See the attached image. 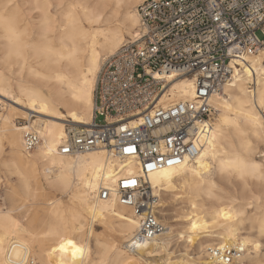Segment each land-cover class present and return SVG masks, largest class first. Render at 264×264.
<instances>
[{"label":"bare ground","instance_id":"obj_1","mask_svg":"<svg viewBox=\"0 0 264 264\" xmlns=\"http://www.w3.org/2000/svg\"><path fill=\"white\" fill-rule=\"evenodd\" d=\"M139 3L0 0V93H7L0 95V105L4 101L14 105L0 108V169L9 183L5 191L9 207L0 210V264H26L29 258L37 264H94L89 259L92 239L99 250L95 264H141L143 257H155L168 248L172 222L161 220L167 227L165 235L141 246L136 254L125 250L137 229V217L131 209L101 201L94 193L100 185L114 181L122 164L107 158L102 150L76 157L61 156L56 150L66 125L90 124L100 64L134 37ZM247 62L252 70L247 65L234 69L231 84L212 98L217 114L207 133L199 137L201 155L147 178L156 195L179 189L192 197L185 216L186 240L191 245L195 242L199 264H219L207 251L236 244L247 253L240 263L264 264V160L254 159L260 153L257 145L264 144V78L257 58ZM166 94L169 103L190 101L193 80H174ZM17 120L27 125L17 126ZM27 130L37 133L40 143L24 154L22 134ZM5 148L9 154L1 159ZM197 159L208 165L207 170ZM231 179L237 181L239 195ZM251 180L260 184L259 194L252 191ZM18 192L30 204L23 221L15 205ZM55 192L68 197L71 206L63 208L55 198L45 200ZM196 198H202L199 205ZM250 207L254 209L249 228L253 235L241 237L238 217ZM65 219L75 223L69 261L52 254L67 235ZM94 225L102 230L97 233ZM200 235L205 238H197Z\"/></svg>","mask_w":264,"mask_h":264},{"label":"built area","instance_id":"obj_2","mask_svg":"<svg viewBox=\"0 0 264 264\" xmlns=\"http://www.w3.org/2000/svg\"><path fill=\"white\" fill-rule=\"evenodd\" d=\"M136 11L134 37L100 64L90 124L67 126L56 148L71 157L102 150L122 164L114 181L94 193L137 217L125 243L129 254L167 231L148 176L198 154L199 137L216 114L212 98L231 84L234 69L252 70L247 60L257 58L264 78V0H140ZM181 78L193 80V98L169 103L164 96ZM39 143L37 133L23 132L24 154ZM3 190L0 178V205ZM207 253L219 264H239L245 248L221 245ZM26 264L37 263L29 258Z\"/></svg>","mask_w":264,"mask_h":264},{"label":"rangeland","instance_id":"obj_3","mask_svg":"<svg viewBox=\"0 0 264 264\" xmlns=\"http://www.w3.org/2000/svg\"><path fill=\"white\" fill-rule=\"evenodd\" d=\"M259 38H262L259 33H256ZM249 87V85H248ZM251 88V87H250ZM4 105H0V108L8 109L10 106H14L12 102L10 101H4ZM2 111L0 110V113ZM61 112H64L61 109ZM217 114V113H216ZM216 116V115H215ZM214 116V119H215ZM214 119L212 120V123L214 122ZM34 120V119H33ZM26 122L23 120H17L16 125L17 126H22L25 125ZM27 125V124H26ZM67 126H73V125H66L65 129ZM258 151L260 153L254 157L255 161L259 163H263L264 157L261 154L264 152V144H258ZM9 154V150L5 148L3 150V155L1 156V159H5L6 156ZM0 178L3 180L4 183V190L2 193V202L0 205V210L4 208H8L9 205L7 204L6 206V200H5V191L9 187V183L7 182V175L3 170L0 169ZM13 182L15 181V177L11 179ZM231 182L235 185L234 188L236 193H240L237 185V181L231 179ZM250 187H252V191H254L256 194H259L262 190L260 184H257L256 180H251L249 182ZM231 188V187H230ZM228 188V189H230ZM18 192V195L16 197L15 205L18 206V209L20 210V215H18L21 218V221L24 220V215L25 212L28 210L29 203H26V200L23 198V194H20ZM160 199V205L161 208L159 209V218L163 221L166 222H172L170 223L171 227V241L165 250L157 253L155 257H143V262L141 264H164L165 260H168L169 264H199V261L197 260L198 254L196 251V245L195 242L191 245L188 243L186 240V228H187V221L185 219V216L188 215L190 211V200L191 196L182 194L181 191L178 190H173V191H168V192H160L157 194ZM177 195V196H176ZM179 196V197H178ZM49 198H55V201H59L63 208H69L71 206L70 200L68 197H62L58 192L53 193L50 196L45 197V200ZM202 201V198H196L195 203L196 205H199ZM240 200L238 199L236 203H238ZM207 206V205H206ZM253 208V206H251ZM247 208L246 212L238 217V219L242 220V229L240 230V236L241 237H246L247 235H253V231L251 232L249 230L250 225H251V216L253 214L254 209L252 208ZM66 214V212H64ZM63 214V215H64ZM207 224L210 226V222L207 219ZM75 227V223L71 221L70 219H65V229L67 232L66 237L64 238V242L62 245L56 247L53 251L52 254L55 255L57 258H59L62 261H69V238L71 236L72 229ZM94 230L99 233L102 229L100 226L94 225ZM210 232L216 234L218 232L217 229H212L209 230ZM197 238L204 239L205 236L200 235ZM263 247H262V253L264 252V240L262 241ZM228 244V243H227ZM89 259H92L94 261V264L97 262L98 256H99V250L96 248L94 240H90L89 243ZM63 246V250H61V247ZM247 254V253H244ZM252 255V254H251ZM202 257H204V254H201ZM204 260V259H203ZM107 263V262H106ZM240 264H251L249 260H245L241 262Z\"/></svg>","mask_w":264,"mask_h":264},{"label":"snow or ice","instance_id":"obj_4","mask_svg":"<svg viewBox=\"0 0 264 264\" xmlns=\"http://www.w3.org/2000/svg\"><path fill=\"white\" fill-rule=\"evenodd\" d=\"M5 7H7V5H6ZM0 95H7V93H0ZM17 102L19 103V101H17ZM40 110H41V111H44L45 109L41 108ZM250 119H252V120H256L257 118H256L254 115H250ZM262 126H264V125H262ZM213 139H215V137H213ZM65 151H67V149H65ZM128 151H132V149H128ZM261 154L264 155V152H262ZM197 155H201V154L198 153ZM204 155H206V153H204ZM196 163H197V164H200V166H201L202 168H204L205 170H207L208 165H207V164H204V163H201V160L197 159V160H196ZM256 167H258V166H256ZM134 183H135V182H132V185H133V186H134ZM125 187H129V185L126 184ZM226 218H230V217H226ZM193 227H195V225H194ZM137 247H139V245H137ZM257 247H259V245H257ZM61 250H63V246L61 247ZM81 251H82L81 249H77V252H81Z\"/></svg>","mask_w":264,"mask_h":264}]
</instances>
